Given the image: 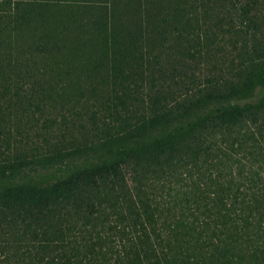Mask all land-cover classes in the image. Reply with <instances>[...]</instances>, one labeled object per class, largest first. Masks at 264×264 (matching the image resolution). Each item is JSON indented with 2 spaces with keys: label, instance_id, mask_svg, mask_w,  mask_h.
<instances>
[{
  "label": "trees",
  "instance_id": "trees-1",
  "mask_svg": "<svg viewBox=\"0 0 264 264\" xmlns=\"http://www.w3.org/2000/svg\"><path fill=\"white\" fill-rule=\"evenodd\" d=\"M0 264H264V0H0Z\"/></svg>",
  "mask_w": 264,
  "mask_h": 264
}]
</instances>
